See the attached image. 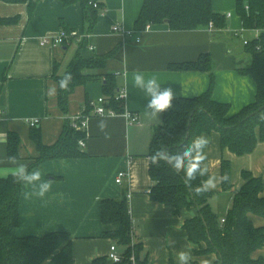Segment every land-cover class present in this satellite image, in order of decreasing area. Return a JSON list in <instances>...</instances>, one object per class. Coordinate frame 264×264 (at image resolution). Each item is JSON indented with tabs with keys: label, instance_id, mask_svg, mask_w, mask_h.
I'll list each match as a JSON object with an SVG mask.
<instances>
[{
	"label": "crops",
	"instance_id": "obj_1",
	"mask_svg": "<svg viewBox=\"0 0 264 264\" xmlns=\"http://www.w3.org/2000/svg\"><path fill=\"white\" fill-rule=\"evenodd\" d=\"M143 1L102 0L105 10L100 9L92 22L79 1L67 4L64 0H39L30 11L29 1L0 0V18H16L15 22L0 23V136L7 140L0 143V158L8 155V137L13 132L21 140L19 159L29 165L40 156L31 138L30 121L39 120L37 127L43 143L53 146L67 120L73 125L74 119L84 112L87 101L91 103L104 95L103 82L97 79L75 88L69 96L67 113L59 106L54 66L57 63L58 74L62 75L78 55L93 57L114 52L105 67L90 72L116 73L119 86L127 90L126 109L139 116V122L129 124L123 115H94L89 104L90 118L83 131L85 146L79 144L86 156L48 159L36 166L44 178L53 180L51 191L46 203L36 198L26 200L21 194V218L16 234L66 231L73 237L74 264H92L94 258L101 256L108 257V264H113L109 254L114 242L102 234L101 202L104 198L121 199L128 195L134 240L143 242V256L150 264H168L171 257L177 264V251L185 244L192 248L193 260L213 264L218 255H196L183 228L185 220L196 211L176 214L172 208L150 197L153 182L148 152L154 127L161 123L145 115L147 97L133 87L131 73L136 68L155 73L162 86L173 87L175 98L193 97L208 90L209 72L172 69L170 65L196 61L200 55L209 54L215 77L213 99L230 104L232 112H238L256 99V81L240 69L250 67L253 61L244 38L252 39L258 31L242 32L243 21L237 12V3L248 0H212L214 11L226 16L224 29L209 26L172 30L165 22L150 24L148 29L138 32L135 23ZM116 26L122 30L115 31ZM62 29L76 32L78 38L66 45L41 43L43 37L56 35ZM123 31H131V34ZM89 45H94L95 49L90 50ZM125 52L127 55L122 56ZM54 84L57 93L50 98L46 90ZM102 118L107 119L110 139H105L97 128ZM206 135L211 138L205 150L210 174H221V162L225 158L231 164L235 189L244 184L243 171L261 177L264 183V142H258L252 153L238 156L228 149L222 150L218 132ZM123 169L130 170L131 178L118 184L116 176ZM10 171L11 165L0 164V177L10 175ZM26 190L23 186L22 193ZM210 191L213 192L210 205L223 221L232 205V194L223 191L222 184ZM249 217L255 226H264L263 216L250 213ZM168 238L176 241L175 248L164 243ZM252 258L262 259L264 264V246L255 250Z\"/></svg>",
	"mask_w": 264,
	"mask_h": 264
},
{
	"label": "trees",
	"instance_id": "obj_2",
	"mask_svg": "<svg viewBox=\"0 0 264 264\" xmlns=\"http://www.w3.org/2000/svg\"><path fill=\"white\" fill-rule=\"evenodd\" d=\"M5 2L29 1L30 11L39 0H2ZM67 4L79 1L84 6L85 15L92 22L104 4L102 0H64ZM98 2L99 8L94 6ZM237 12L246 31L259 30V39H252L245 48L253 61L250 67L241 68L249 73L257 84L256 99L238 112H232L231 105L213 99L215 77L213 61L209 54H202L196 61L172 64V69L208 71V90L193 97H176L174 108L163 114V124L154 127L148 156L161 146L171 152L183 149L197 135L216 131L220 134L222 150L228 149L241 156L252 153L258 142H264V0L238 1ZM16 18H0V23L15 22ZM168 23L172 30H193L214 26L227 27L226 16L213 9L212 0H144L136 20V31L140 32L150 24ZM67 30V29H66ZM70 31V30H68ZM114 52L106 55L84 57L78 55L66 72H71L73 80L67 91L58 88V102L64 113L68 112L69 96L77 86L101 79L103 82L106 106L122 113L124 102L117 100L119 88L116 73L96 74L93 69L105 67L106 61ZM57 63L53 77L58 82L66 73L58 74ZM87 101V110H90ZM31 138L40 156L29 167H36L48 159L82 158L86 152L79 141L86 138L85 132L73 127L67 120L64 130L53 146L42 141L41 130L32 126ZM18 134L10 132L8 155L20 158ZM227 173L229 181L222 184V190L232 194V205L221 221L210 205L212 191L196 194L185 186L182 174H176L170 166L161 162L160 166L149 164V174L153 182L150 197L174 210L176 214L195 210L183 224L196 255L216 253L218 259L213 264H263L262 259H253L252 253L264 246V226H255L249 217L255 213L264 217L263 179L249 171H243L244 184L235 189L231 179L230 161L223 158L221 175ZM204 178L193 181V189ZM23 186L14 183L11 175L0 177V264H74L73 237L66 231H53L40 235L19 236L20 198ZM103 236L117 244L122 259L113 264H150L143 256L144 244L134 240V223L130 215L128 195L121 199L104 198L101 202ZM134 257V263L132 258ZM108 257L101 256L92 264H108ZM168 264H175L170 258ZM193 264H200L193 260Z\"/></svg>",
	"mask_w": 264,
	"mask_h": 264
},
{
	"label": "clouds",
	"instance_id": "obj_3",
	"mask_svg": "<svg viewBox=\"0 0 264 264\" xmlns=\"http://www.w3.org/2000/svg\"><path fill=\"white\" fill-rule=\"evenodd\" d=\"M123 3V0H122ZM127 55L123 53L122 56ZM73 80L71 72H66L58 81V88L67 91ZM131 83L134 88L142 91L146 97L145 115L150 118L160 120L163 124L162 115L174 108L175 93L171 85L162 86L157 74L149 73L136 68L131 73ZM57 93V85L54 84L46 90V95L50 98ZM264 119V114L261 115ZM98 130L103 133L105 139H110L108 131L109 125L106 118H102L97 123ZM0 143H7V140L0 136ZM211 143V138L204 133L195 136L190 143L183 147L181 151L171 152L166 147L161 146L150 157L151 164L159 167L161 162L171 167L176 174L183 175L186 187L194 190L196 194H203L206 191L216 189L219 185L229 181L227 173L210 174L207 164L208 154L205 151ZM11 165L10 175L14 183L24 186L23 197L26 200L33 198L47 202V194L51 191L52 179L44 178V174L38 167L30 168L28 164L22 162L15 155H6L0 158V164ZM204 178L201 183L193 189V181ZM168 246L175 248L176 241L168 238L164 242ZM177 264H193V250L185 244L177 251ZM201 264H208L202 260Z\"/></svg>",
	"mask_w": 264,
	"mask_h": 264
},
{
	"label": "built area",
	"instance_id": "obj_4",
	"mask_svg": "<svg viewBox=\"0 0 264 264\" xmlns=\"http://www.w3.org/2000/svg\"><path fill=\"white\" fill-rule=\"evenodd\" d=\"M94 6L96 8H99L98 2L94 3ZM105 8H101V11L104 12ZM150 27V25L147 26L146 29H148ZM213 26H210V28H212ZM115 31H121L122 29H120V27L116 26L114 27ZM246 29H242V32H245ZM258 31V34L256 37H254L253 39H259L260 37V31ZM124 34H131L130 32L127 31H123ZM87 37H89V35H87ZM78 38V34L74 31H68L66 29H62L58 34L53 35V36H46L43 37L41 39V43L42 44H52V45H66L67 43H70V41H73V39ZM252 39H248V38H244V44L246 45L249 41H251ZM89 49L90 50H94L95 47L94 45H89ZM116 99L117 100H122L124 102V106L125 109L122 113L114 110L113 108H108L106 106V98L105 96H101L99 97L97 100H94L90 103L91 107H92V111L94 115H100V116H115V115H123L126 117L127 121L129 124H133V123H137L139 122V116L137 114H134L130 111H128L126 109V99H127V90L125 87H121L118 90V93L116 95ZM84 111H86L87 109V105L84 107ZM90 118V114L89 113H82L80 115H78L74 121H73V127L76 128L77 130H86L88 127V120ZM32 126H35L39 123L38 119H34L32 121H30ZM79 144L81 146H85V140L81 139L79 141ZM131 178V172L128 169H123L120 170L116 176V182L118 184H122L125 180H128ZM109 258L113 261V262H119L122 259V255L120 252H118V246L116 243H113L111 245V251L109 254ZM133 263H134V257L132 258Z\"/></svg>",
	"mask_w": 264,
	"mask_h": 264
},
{
	"label": "rangeland",
	"instance_id": "obj_5",
	"mask_svg": "<svg viewBox=\"0 0 264 264\" xmlns=\"http://www.w3.org/2000/svg\"><path fill=\"white\" fill-rule=\"evenodd\" d=\"M253 39V38H252Z\"/></svg>",
	"mask_w": 264,
	"mask_h": 264
}]
</instances>
